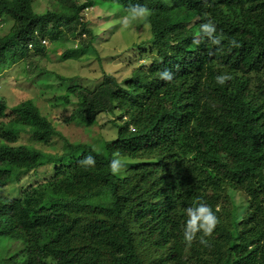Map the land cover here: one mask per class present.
Returning <instances> with one entry per match:
<instances>
[{
	"label": "trees",
	"instance_id": "trees-1",
	"mask_svg": "<svg viewBox=\"0 0 264 264\" xmlns=\"http://www.w3.org/2000/svg\"><path fill=\"white\" fill-rule=\"evenodd\" d=\"M53 1L56 9L38 13L33 0H0V19L12 20L0 36V67L25 50L44 53L45 37L89 35L61 54L75 59L95 37L83 20L88 6L124 16L136 4L150 11L142 21L148 37L132 45L148 48L140 50L146 64L122 80L108 73L95 89L74 85L58 95L74 105L68 119L83 126L116 114L117 135L104 151L70 142L32 99L9 107L0 95V118L9 115L0 120V239L21 244L9 252L1 245L0 264H264V0ZM209 20L220 45L200 37ZM153 47L159 57L148 60ZM166 69L171 81L160 79ZM221 73L231 77L224 86L215 84ZM20 134L42 144L58 135L62 148L17 143ZM116 152L128 161L119 175L108 167ZM87 155L94 167L81 165ZM45 165L52 174L18 197L2 193ZM235 191L248 198L241 217ZM198 198L219 209V222L189 245L185 210Z\"/></svg>",
	"mask_w": 264,
	"mask_h": 264
},
{
	"label": "rangeland",
	"instance_id": "rangeland-1",
	"mask_svg": "<svg viewBox=\"0 0 264 264\" xmlns=\"http://www.w3.org/2000/svg\"><path fill=\"white\" fill-rule=\"evenodd\" d=\"M33 1L34 9L38 13L47 9H56L53 0ZM124 16L117 11V8L108 9L100 5L88 6L84 11L83 20L87 21V26L91 27L95 37L91 43L92 46L82 48L84 50L75 59H64L61 54L67 48H80L83 45L82 40L88 41L89 35L70 37L66 41L51 40L50 37H45L44 53L35 52L33 49L25 50L21 46V50L26 51V56L15 65L0 67V95L7 101L9 107L23 100L32 99L40 112L70 142L91 144L94 148L104 151V141L114 139L117 135V128L110 122L112 118H117L116 114L113 116L102 114L96 123L83 126L68 119L74 105L71 103L65 105L57 98L58 95L67 93L74 85L95 89L104 75L108 73L122 80L129 76L135 67L146 64L140 56V50L145 48L148 50V48L142 45L137 49L132 45L148 37L149 25L139 21L125 28L121 24ZM11 25L10 18H1L0 36L6 34ZM159 54L153 47L148 60L158 58ZM61 77L63 79H60ZM10 112V108H7L6 113L10 114ZM8 116L0 120L6 121ZM18 138L17 143L41 147L51 152H59L63 143L58 135L51 137L45 144L36 142L29 134H20ZM52 172V165H45L35 171H30L21 181L7 184L2 189V193L9 198L16 197L23 186L38 183ZM231 196L237 205L239 217H241L247 210L248 198L238 191L231 192ZM3 244L7 245L8 252L21 249L20 243L8 238L0 239V247Z\"/></svg>",
	"mask_w": 264,
	"mask_h": 264
},
{
	"label": "clouds",
	"instance_id": "clouds-1",
	"mask_svg": "<svg viewBox=\"0 0 264 264\" xmlns=\"http://www.w3.org/2000/svg\"><path fill=\"white\" fill-rule=\"evenodd\" d=\"M149 15L150 11L147 7L136 4L131 6L127 10V15H125L121 19V24L123 27L128 28L133 26L136 22L147 21ZM199 33L201 39L206 38L212 45L221 44V38L220 35L217 33L216 25L211 20L201 24ZM193 43L198 45L200 43V40L194 38ZM231 43L233 45H236L235 40L231 41ZM30 47H32V45ZM173 75L174 74L167 69L159 74L160 79L165 81H171ZM230 78V75L227 73L218 74L215 76V84L219 86H224ZM80 163L84 167H94L96 161L92 155H87L83 160L80 161ZM127 163L128 161L123 159L119 152H116L113 154V158L110 160L108 167L113 175H119L122 170L126 167ZM11 198L13 199L15 197ZM218 212L219 209L214 210L211 205H209L200 198H198L192 206L187 207L185 210L186 219L183 226L184 240L190 245L192 241L196 239L197 233H200V240L201 243H203V237L211 235L213 229L219 222V218L217 216Z\"/></svg>",
	"mask_w": 264,
	"mask_h": 264
},
{
	"label": "built area",
	"instance_id": "built-area-1",
	"mask_svg": "<svg viewBox=\"0 0 264 264\" xmlns=\"http://www.w3.org/2000/svg\"><path fill=\"white\" fill-rule=\"evenodd\" d=\"M42 42H43V43H46V40L42 39ZM30 46H31V44H29V47H30Z\"/></svg>",
	"mask_w": 264,
	"mask_h": 264
}]
</instances>
